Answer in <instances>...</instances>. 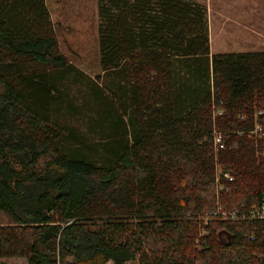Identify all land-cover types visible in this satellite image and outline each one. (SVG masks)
I'll return each mask as SVG.
<instances>
[{
	"label": "trees",
	"instance_id": "16d2710c",
	"mask_svg": "<svg viewBox=\"0 0 264 264\" xmlns=\"http://www.w3.org/2000/svg\"><path fill=\"white\" fill-rule=\"evenodd\" d=\"M97 16L92 77L45 0H0V259L261 264L264 219L215 211L264 197V50L211 53L196 0H97Z\"/></svg>",
	"mask_w": 264,
	"mask_h": 264
},
{
	"label": "rangeland",
	"instance_id": "374dc122",
	"mask_svg": "<svg viewBox=\"0 0 264 264\" xmlns=\"http://www.w3.org/2000/svg\"><path fill=\"white\" fill-rule=\"evenodd\" d=\"M196 1L207 7L211 53L264 50V0ZM45 2L55 25L60 51L88 75L92 77L98 75L100 65L97 0H45ZM252 133L253 138L263 136L260 129ZM219 170L221 171L218 167ZM0 264H26V261L16 257L1 258ZM124 264L138 262L135 259Z\"/></svg>",
	"mask_w": 264,
	"mask_h": 264
},
{
	"label": "built area",
	"instance_id": "2783aa9c",
	"mask_svg": "<svg viewBox=\"0 0 264 264\" xmlns=\"http://www.w3.org/2000/svg\"><path fill=\"white\" fill-rule=\"evenodd\" d=\"M264 113V110L261 107H258L255 112H254V118H256L259 115H262ZM241 119H244L245 116H240ZM255 128L253 131L257 129H261V125L257 123L255 120ZM214 145L215 149L217 148H223V144L221 143V137L218 132H216L214 136ZM223 178L229 183L233 180L232 175L228 174L227 172H224L222 174ZM219 171H216V176H215V182L218 184L219 183ZM219 188H222V186H219ZM215 214L220 215L223 218H230V219H264V197L258 204L250 205L249 207H245L242 209L238 207H234L232 209H225L222 204L217 202V208L215 211Z\"/></svg>",
	"mask_w": 264,
	"mask_h": 264
},
{
	"label": "water",
	"instance_id": "95a60500",
	"mask_svg": "<svg viewBox=\"0 0 264 264\" xmlns=\"http://www.w3.org/2000/svg\"><path fill=\"white\" fill-rule=\"evenodd\" d=\"M260 261H261V264H264V256L261 257Z\"/></svg>",
	"mask_w": 264,
	"mask_h": 264
}]
</instances>
